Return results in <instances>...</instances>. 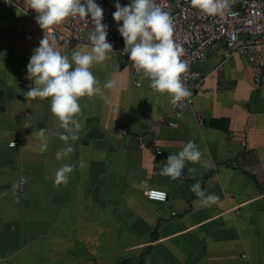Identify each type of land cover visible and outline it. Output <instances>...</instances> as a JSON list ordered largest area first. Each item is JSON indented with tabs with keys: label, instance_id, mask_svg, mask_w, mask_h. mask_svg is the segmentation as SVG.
Here are the masks:
<instances>
[{
	"label": "crops",
	"instance_id": "0c3cea01",
	"mask_svg": "<svg viewBox=\"0 0 264 264\" xmlns=\"http://www.w3.org/2000/svg\"><path fill=\"white\" fill-rule=\"evenodd\" d=\"M14 1L0 7V264H264V70L256 82L255 65L234 55L177 117L168 95L141 77L137 85L132 62L113 51L91 70L101 86L110 78L119 86L105 90L108 104L80 98L79 139L58 161L66 145L54 135L63 129L50 98L24 95L34 86L27 65L44 31L26 0ZM68 25L69 18L50 30L60 51H87L67 39ZM224 48L215 42L192 68L209 73ZM188 141L200 161L187 162L177 180L161 176L168 156ZM65 163L76 168L66 186L54 187V171ZM197 182L219 201L202 206L190 190ZM150 187L166 190L167 200L148 199Z\"/></svg>",
	"mask_w": 264,
	"mask_h": 264
},
{
	"label": "clouds",
	"instance_id": "9594fccd",
	"mask_svg": "<svg viewBox=\"0 0 264 264\" xmlns=\"http://www.w3.org/2000/svg\"><path fill=\"white\" fill-rule=\"evenodd\" d=\"M5 2L9 3L10 0ZM26 3L28 9L37 13L35 20L44 31V36L39 46L33 49L27 65V78L34 86L24 95L31 100L50 98L51 113L57 119L59 128L63 129V132L54 135L66 145L55 154L60 161L74 151L69 142L79 139L78 133L82 129L77 118L81 114L80 98L99 96L108 104L111 101L105 90L119 86V81L114 78L101 86L91 70L96 64H103L110 59L113 45L107 41L108 27L102 23L103 9L95 0H26ZM190 4L207 16L223 17L230 7V0H190ZM115 9L113 19L122 22L117 30L124 40L123 54L132 62L135 73L141 79L149 80V87L154 93L167 94L174 106L189 98L191 92L183 81L188 65L182 60L184 48L174 39L170 13L156 0H130L125 6L117 2ZM69 17L87 21L90 17L93 24L87 35L89 49L73 50L70 56L60 51L61 44L50 31L54 25L61 24ZM62 46L67 48L68 41H64ZM46 131L44 128L38 132L42 139L41 152L48 148ZM201 157L202 152L195 142L188 141L181 151L168 156L160 175L177 180L182 176L187 162H198ZM79 166L85 167L84 161L81 160ZM75 168V164L65 163L56 169L54 187L66 186ZM188 171L194 174L196 170L189 168ZM23 182L24 178H21ZM18 187L14 184L13 191ZM190 190L199 198L202 206H211L220 199L214 193L206 194L199 182L192 185Z\"/></svg>",
	"mask_w": 264,
	"mask_h": 264
},
{
	"label": "built area",
	"instance_id": "2783aa9c",
	"mask_svg": "<svg viewBox=\"0 0 264 264\" xmlns=\"http://www.w3.org/2000/svg\"><path fill=\"white\" fill-rule=\"evenodd\" d=\"M117 0H102L98 5L103 9L102 23L108 27L107 41L113 45V51L119 53L123 59L128 58L123 54L124 40L118 32L122 22L113 19ZM125 6L127 2H119ZM157 4L164 6L173 20L174 39L184 48L182 60L188 65V71L183 75L185 86L190 90L191 96L179 105H172L174 114L179 117L188 107L193 105L194 90L204 84L208 75L220 69L222 63L234 55L245 56L251 64L255 65L254 80L258 82L264 70V0H230V7L223 17H210L191 7L190 0H156ZM17 6L14 0L6 3L0 0V7ZM93 27L91 18L87 20L69 17V34L67 39L82 46H90L87 39L88 32ZM222 41L225 45L222 61L209 73H201L192 68L193 64L206 59L211 46L215 42ZM136 84L141 81L135 73ZM199 123H203V116L198 114ZM178 123L174 122L176 126ZM127 130L123 131L126 135ZM16 145L17 141H11L10 145ZM144 146L145 143H142ZM161 150L157 149L159 153ZM184 173V170H183ZM182 173V175H183ZM25 183H21L23 188ZM148 199L154 201H166V190L150 187L145 190Z\"/></svg>",
	"mask_w": 264,
	"mask_h": 264
}]
</instances>
